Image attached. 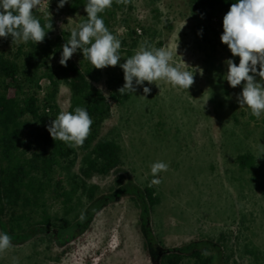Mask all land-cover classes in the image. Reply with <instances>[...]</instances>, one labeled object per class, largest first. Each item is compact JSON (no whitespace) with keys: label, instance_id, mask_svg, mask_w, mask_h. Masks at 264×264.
Masks as SVG:
<instances>
[{"label":"rangeland","instance_id":"374dc122","mask_svg":"<svg viewBox=\"0 0 264 264\" xmlns=\"http://www.w3.org/2000/svg\"><path fill=\"white\" fill-rule=\"evenodd\" d=\"M70 2L59 8V0H49V5L41 3L38 11L33 10L54 21L45 36L52 46L58 38L67 41L84 18L85 7L70 13ZM192 8L191 0H130L116 12L111 31L126 41L119 50L122 58L116 67L101 69L97 78H89L105 97L108 83L123 76L119 64L144 41L171 51L172 62L182 70L202 69L203 75L195 71L188 90L162 80L145 82L123 104L110 101L100 138L119 145L120 174L125 178L142 189L154 178L162 180L152 186L160 203L150 212V227L158 244L173 248L193 240H211L219 243L223 254L219 262L217 251H208L214 264H264V156L257 159L258 145H264V115L257 119L246 106L240 107L237 97L243 82L233 88L225 79V61L239 64V57L232 56L220 40L229 9L210 21L195 16ZM65 43L60 41L61 49L50 55L52 67L60 65ZM18 44H3L0 51L12 57ZM70 60L83 73L95 71L79 49ZM47 86L44 80L40 97ZM143 87L151 89L146 98ZM69 101V89L61 84L56 98L59 112L68 110ZM241 154L253 155V168L240 170L236 157ZM80 159L81 154L75 172ZM156 161L169 167L153 177L150 165ZM113 182L110 176L94 177L87 183L95 185L96 196H101L110 192ZM46 202L49 212L61 219L58 225L64 219L75 221L87 206L81 196L66 216L52 195ZM14 257L18 264H152L139 230V210L129 197L101 209L74 240L59 244L37 235L0 254V264H13Z\"/></svg>","mask_w":264,"mask_h":264},{"label":"trees","instance_id":"16d2710c","mask_svg":"<svg viewBox=\"0 0 264 264\" xmlns=\"http://www.w3.org/2000/svg\"><path fill=\"white\" fill-rule=\"evenodd\" d=\"M235 2L191 0L192 13L211 21ZM86 3L87 0H71L70 13H76ZM124 5L113 0L110 8L98 14L114 36L111 22ZM33 15L42 26L51 23L53 27L52 19H45L34 11ZM86 20L87 13L81 23ZM48 30L45 27V31ZM222 33L223 23L220 35ZM127 37L131 39L132 33L128 32ZM60 41L67 42L58 38L53 44L56 49H52L47 37L37 44L31 40L21 42L12 57L0 51V232L11 236L12 245L25 244L37 235L48 241L55 239L59 244L68 243L88 228L101 209L129 197L139 210V230L152 264H214V256L208 253L210 249L216 250L218 261H222L219 243L211 240H193L173 248L163 247L155 241L150 212L160 203L159 197L152 187L142 189L132 179L120 174L119 145L100 138V128L110 112V101L121 105L130 96V93L120 95L118 91L124 84L123 76L119 74L108 83V98L105 97L89 82V78L100 75V70L83 73L70 59L66 67L49 64L50 55L61 49ZM125 42L122 40L121 43L124 45ZM8 43H12L11 36L0 38V47ZM44 80L48 86L40 97ZM61 84L70 92L67 111L74 112L76 107H83L93 120L90 135L79 148H70L60 140L54 141L47 130L59 114L56 98ZM79 154L81 159L75 172ZM236 164L240 170H249L255 159L253 155L241 154L236 157ZM110 176H114L110 192L96 196L97 187L87 182L94 177ZM50 195L61 202L66 216L72 212L74 200L79 202L84 196L87 199L83 210L85 219L82 221L80 215L73 222L64 219V223L58 225L61 219L48 210L46 201Z\"/></svg>","mask_w":264,"mask_h":264},{"label":"clouds","instance_id":"9594fccd","mask_svg":"<svg viewBox=\"0 0 264 264\" xmlns=\"http://www.w3.org/2000/svg\"><path fill=\"white\" fill-rule=\"evenodd\" d=\"M129 2L116 0V3L125 5ZM66 3L68 0H59L58 7L63 8ZM40 4L41 0H0V38L11 36L12 43L17 44L29 40L35 44L42 43L47 32L52 29V24L42 26L33 15V10ZM112 4L113 0H87L84 8L87 20L71 30L70 38L62 46L59 60L62 66H67L68 60L78 49L82 50L84 59L97 70L118 65L122 58L119 51L121 41L109 31L98 15ZM45 27L49 30L45 31ZM220 40L227 45L232 56L239 57L238 65L232 59L225 61V79L233 88L243 82L242 92L237 97L238 103L240 107L246 106L252 116L260 119L264 115V0H236L223 17ZM172 61L171 51L156 48L144 41L134 55L119 64L124 79L123 86L118 89L120 95L135 93L136 86L144 85L145 82L153 84L161 80L173 87L188 90L194 84V72L199 71L203 75L202 69H194V72L182 70ZM150 92L149 87H143L142 97L146 98ZM92 124L88 111L78 106L74 112L60 111L47 130L54 141L60 140L70 148H79L90 135ZM258 150L257 159L264 156V145H258ZM168 167L167 163L156 161L150 165L151 175L158 177ZM161 182V179L154 178L148 186H156ZM80 219H85L83 211ZM11 240L9 234L0 232V254L13 247ZM13 264H18L15 257Z\"/></svg>","mask_w":264,"mask_h":264},{"label":"built area","instance_id":"2783aa9c","mask_svg":"<svg viewBox=\"0 0 264 264\" xmlns=\"http://www.w3.org/2000/svg\"><path fill=\"white\" fill-rule=\"evenodd\" d=\"M41 3H42V4H45V5H46V4L49 5V4H48V3H49V0H41ZM40 6H41V4H40ZM34 10L38 11L39 9H38V7H37V8L34 9ZM44 13H45V12H44ZM46 16L49 17V14H46Z\"/></svg>","mask_w":264,"mask_h":264}]
</instances>
